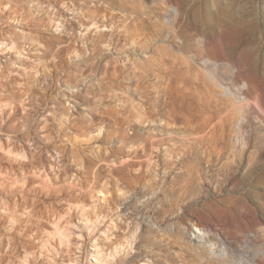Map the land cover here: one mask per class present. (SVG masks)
Here are the masks:
<instances>
[{
    "label": "rangeland",
    "instance_id": "obj_1",
    "mask_svg": "<svg viewBox=\"0 0 264 264\" xmlns=\"http://www.w3.org/2000/svg\"><path fill=\"white\" fill-rule=\"evenodd\" d=\"M165 1L0 0V264L264 248V0Z\"/></svg>",
    "mask_w": 264,
    "mask_h": 264
},
{
    "label": "bare ground",
    "instance_id": "obj_2",
    "mask_svg": "<svg viewBox=\"0 0 264 264\" xmlns=\"http://www.w3.org/2000/svg\"><path fill=\"white\" fill-rule=\"evenodd\" d=\"M165 2L168 5V0H166ZM182 34H183V39H184V47H186L188 49H195L197 52L202 53L204 55L209 52L210 42H209L208 38L205 36V33L204 34L202 33L201 37L198 38V37H196L197 35L196 36L192 35L188 31V29L184 28ZM192 38L193 39L195 38L194 39V40H196L195 43L190 42L192 40ZM251 88H252V86L248 85L247 87H244L242 89V91L246 92V94H247L250 92ZM252 102H254V99ZM258 103H260V102H258ZM254 105L258 106L257 103H254ZM205 106H214V105L210 101H207V104ZM229 106H234V105L232 103H230ZM189 222L193 226L198 227L199 230L200 229L203 230V234H206V232H208L211 236V239H218V236L220 237V234H223L221 232L220 228H218L216 226L211 227L210 225L206 224V222H204L201 219L189 218ZM55 229L57 230L58 228H55ZM58 230H60V228ZM262 234H264V233L262 232ZM220 239H224V240L227 239L228 242L231 243V249L229 250V252L226 255H221V253H215L213 251H207V250L205 252H203L206 257H208L210 260H212L211 263H214V264H264V248H258L255 246V244L252 245V243H249L252 241H250L249 234H247L246 232H244L240 235L231 236L230 238H229V236H223V237L221 236ZM210 244L214 245L215 241L214 240L210 241ZM110 255H112V254H110Z\"/></svg>",
    "mask_w": 264,
    "mask_h": 264
}]
</instances>
